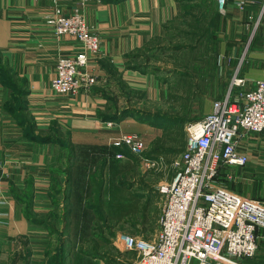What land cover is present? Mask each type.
Here are the masks:
<instances>
[{
    "label": "crops",
    "instance_id": "crops-1",
    "mask_svg": "<svg viewBox=\"0 0 264 264\" xmlns=\"http://www.w3.org/2000/svg\"><path fill=\"white\" fill-rule=\"evenodd\" d=\"M244 1L227 0L221 11L219 30L229 33L226 40L233 42L218 48L213 76L199 90L201 98L217 99L230 92L234 99L264 78V13L258 19L264 0ZM55 8L64 13L79 9L100 38V51L86 66L98 80L88 90L66 95L51 89L57 56L81 50L75 36L56 34L46 23ZM178 8L176 0H0V60L15 83L25 82V92L20 93L7 86L0 73V264H64L65 259L67 264H106L100 255L80 251L79 245L91 235L97 215L109 218L104 179L115 160L114 141L122 133L139 132L147 145L161 129L132 116L103 120L99 113L111 112L115 105L119 110L129 89L163 93L155 75L128 67L126 54L164 36V24ZM254 20L257 25L250 29ZM239 21L241 30L234 27ZM233 32L243 35L233 38ZM246 34L245 43L235 41ZM234 76L242 83L233 84ZM15 98L25 101L20 112L32 119L34 133L55 139L25 134V125L13 112L18 109ZM237 146L248 160L231 168L233 189L264 201V130L241 136ZM100 162L104 164L98 213L87 200ZM149 199H157L160 206L158 190ZM58 220L63 221L61 229ZM257 233L258 252L264 254V226Z\"/></svg>",
    "mask_w": 264,
    "mask_h": 264
},
{
    "label": "built area",
    "instance_id": "built-area-1",
    "mask_svg": "<svg viewBox=\"0 0 264 264\" xmlns=\"http://www.w3.org/2000/svg\"><path fill=\"white\" fill-rule=\"evenodd\" d=\"M215 2L223 11L227 0ZM263 13L264 4L258 19ZM46 23L56 34L75 36L81 46L74 55L57 56L51 89L66 95L88 90L98 80L86 68L89 58L100 51L98 34L77 8L69 13L55 8ZM232 83L241 84L242 79L234 76ZM229 93L214 99L202 118L185 124V147L170 162L174 172L157 183L161 204L155 233L142 238L121 232L114 237L118 248L134 252L128 264H247L241 259L258 252L264 201L234 190L227 182H233L231 168L248 160L237 146L241 136L264 130V78L240 90L234 99ZM114 144L131 154H142L147 148L139 132L122 133ZM146 160L148 168H164L161 156ZM220 167L226 168L225 180L216 179Z\"/></svg>",
    "mask_w": 264,
    "mask_h": 264
},
{
    "label": "rangeland",
    "instance_id": "rangeland-1",
    "mask_svg": "<svg viewBox=\"0 0 264 264\" xmlns=\"http://www.w3.org/2000/svg\"><path fill=\"white\" fill-rule=\"evenodd\" d=\"M250 23H252L248 25L250 29L257 25L255 20ZM234 27L237 30H241V28H243L242 22L239 21V23H235ZM228 34L219 30L216 35L217 48L221 47L223 44L226 45L233 42L231 40H226ZM235 34L234 32L231 33L233 38L243 35V33ZM247 35L248 34H246L245 38H242V40L235 41H241L243 44L246 42L244 39H248ZM159 39L160 38L151 40L142 50H140L143 58H139V60L150 68H156V71L153 70L148 72L155 75L163 88V93H157L155 96L156 91L155 93L152 92V94L151 91L146 89H129L125 92L124 97L121 98V101L118 103L120 106H129L131 108L150 112L156 110L175 112L178 110L177 103H174L177 102V98L175 99L176 101L173 99L171 100L169 97L167 98L166 90L168 85L170 86L174 83V81L177 80V77H182V73L185 72V68L175 62L171 57L173 54L174 56L179 54L173 53L174 51L171 48V45L177 42L183 43L184 40L176 39L172 41L171 39ZM163 46L166 47L162 48ZM187 70L188 72L191 71H189V69ZM192 76L194 78L192 79L197 85V90H201V86H204L205 82H202L198 75L193 71ZM186 77L189 78L190 76ZM196 94V96L194 95L189 115L190 118L195 117V119H200L211 110V104L214 99L201 98L200 93L197 92ZM149 145L150 143L147 144V147H149ZM122 149L121 152H123V156L121 157H114L115 153L120 150H115L114 152L112 150V155L115 160L111 163L105 173L104 180L106 192L104 198V210L110 219L107 217L102 219L97 215V219L92 226L91 235L85 238L79 246H82L91 254L98 256L101 255L104 259L115 263L121 261V263L117 264H128L130 260L134 258V252L132 250L118 248L113 242L114 237L121 232L137 235L142 238L151 237L155 233L158 227L160 206L158 205L157 199L154 203L149 202V197H152V193L157 192V183L160 180L169 179V177L172 176L173 167L167 161V157H163L162 162L164 163V168L161 170H153L146 167V158L154 156L144 153L131 154L126 151V148L123 147ZM96 167L97 169H95L93 175L98 171L100 172L103 170V168H101V162L97 163ZM95 178H97V176ZM76 188H78V185ZM63 192H65L64 189ZM148 194L149 197L147 198V201L143 202V198H146ZM63 201H65V198ZM65 207V204H63L59 212L63 213ZM52 219L53 218H51V220ZM62 223V220H58L57 225L59 226V229L62 228ZM60 235L65 239L67 237L65 232L62 234L60 233ZM64 245L67 247L66 243ZM261 245L264 246V243ZM263 259L264 254L257 252L252 257L242 258L241 261L247 264H262ZM67 262V259H65L64 264H67Z\"/></svg>",
    "mask_w": 264,
    "mask_h": 264
},
{
    "label": "trees",
    "instance_id": "trees-1",
    "mask_svg": "<svg viewBox=\"0 0 264 264\" xmlns=\"http://www.w3.org/2000/svg\"><path fill=\"white\" fill-rule=\"evenodd\" d=\"M176 1L179 3L178 11L173 19L164 24L165 34L159 40H184L183 43L177 42L171 45V48L174 51L173 53H179L177 56H174L173 54L171 57L175 62L185 68V72L182 73V77H177V80H175L174 83L170 86L168 85L166 90L167 98L169 97L171 100H175L177 98V102L174 103H177L178 110L175 112L161 110L150 112L142 109L131 108L129 106H125L117 110V107L114 104L115 107L113 106V111L99 113V116L103 120L119 121L127 116H132L139 121L159 127L161 129V133L153 138L149 147L143 153L154 157L161 156L162 159L163 157H167V161L169 163L171 162V159L185 147V124L195 119V117L190 118L189 115L194 95L197 92L199 93L197 85L193 80L192 71L198 75L202 82H205L204 86H201L203 88L207 85L206 79H210L213 76L212 73L217 64L216 61L218 52V48L216 46V35L219 32V22L222 15L221 10H219L216 6L215 0ZM164 47L166 46H163L162 48ZM143 48L144 47L126 54L129 61L128 67L146 72L153 70L156 71V68H150L148 65L140 62L139 58H143L140 50ZM187 69L191 71L188 72ZM8 71L9 69L2 64L0 60V73L5 75L4 82L7 86L12 87L14 90L24 93L25 82L21 80L18 84L15 83V80L12 78V74L8 73ZM186 76L190 77L187 78ZM204 79L205 81H203ZM15 99L14 100L17 103L18 109H14L13 112L18 113L21 122L25 125V134L29 137L42 140H51L54 138V136L51 135L34 133V122L27 116V114L20 112L26 107L24 104L25 101L20 98ZM17 110H19V112H17ZM112 150L114 152L115 150L121 151L123 149L117 145H113ZM126 151L128 150L126 149ZM101 164L103 166L104 162H101ZM225 172L226 168L220 167L216 175V179L225 180ZM96 176L97 178H95ZM90 182L91 193L87 203L91 204L92 207L100 213L101 189L103 184L102 171H98L95 175H92ZM227 185L234 188L231 181H228ZM79 250L85 251L82 246H79ZM99 257L104 259L101 255ZM104 261L106 264L121 263V261L115 263L107 259H104ZM263 263L264 259L262 261V264Z\"/></svg>",
    "mask_w": 264,
    "mask_h": 264
},
{
    "label": "bare ground",
    "instance_id": "bare-ground-1",
    "mask_svg": "<svg viewBox=\"0 0 264 264\" xmlns=\"http://www.w3.org/2000/svg\"><path fill=\"white\" fill-rule=\"evenodd\" d=\"M147 148H148V147H147ZM147 148H146V149H147ZM146 149H145V150H146ZM145 150H144V151H145ZM173 172H174V170H173ZM172 174H173V173H172ZM253 198H254V197H253Z\"/></svg>",
    "mask_w": 264,
    "mask_h": 264
}]
</instances>
